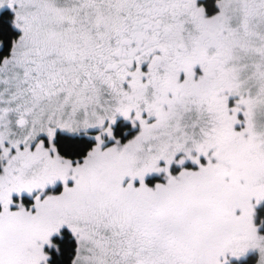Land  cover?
<instances>
[{
    "label": "snow or ice",
    "instance_id": "obj_1",
    "mask_svg": "<svg viewBox=\"0 0 264 264\" xmlns=\"http://www.w3.org/2000/svg\"><path fill=\"white\" fill-rule=\"evenodd\" d=\"M0 264H264V0H0Z\"/></svg>",
    "mask_w": 264,
    "mask_h": 264
},
{
    "label": "trees",
    "instance_id": "obj_2",
    "mask_svg": "<svg viewBox=\"0 0 264 264\" xmlns=\"http://www.w3.org/2000/svg\"><path fill=\"white\" fill-rule=\"evenodd\" d=\"M6 23H7V21H6ZM7 34V33H6Z\"/></svg>",
    "mask_w": 264,
    "mask_h": 264
}]
</instances>
